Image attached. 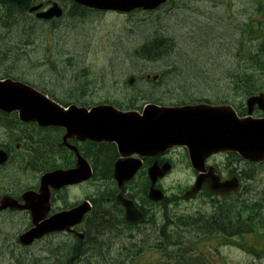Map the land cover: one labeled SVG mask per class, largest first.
Instances as JSON below:
<instances>
[{"label":"flooded vegetation","instance_id":"1","mask_svg":"<svg viewBox=\"0 0 264 264\" xmlns=\"http://www.w3.org/2000/svg\"><path fill=\"white\" fill-rule=\"evenodd\" d=\"M42 2L50 3L53 1L43 0ZM42 2L36 0V4ZM43 7L47 8V6ZM55 21L39 20L38 24H41L42 27L44 25L51 27ZM43 35L46 38L45 34ZM1 40L2 37L0 39V49H2L3 54H6L4 51L5 41ZM48 55H52V50H50L49 54L47 53ZM2 72L5 71L0 69V73ZM131 78L133 77H130L128 82ZM149 78H152L150 74L145 76L146 83L154 84L150 82ZM136 82L137 79H134L133 86ZM42 90L50 96H56L44 88ZM86 97L84 93H79L75 99L84 100ZM142 109L143 107L133 106L130 108L120 107L119 110L134 111L141 114ZM28 128L43 130L33 124L27 125L20 122L16 114L8 115L0 112V226L6 228V219L10 220L8 223L12 224L13 228L18 227L19 234L15 240L16 245L26 250L37 245L39 250L38 253H15L13 250L5 251V253L1 251L0 259L3 260V264H128L127 259L132 260L138 253L152 254L148 264H175L177 256L183 257L184 254L192 262L199 261L201 264L219 263L218 259L221 256L216 249L212 250V252L216 253H206L207 250H199V248L191 250L179 249L181 241L188 233L193 234L194 232L199 240L202 235L207 236L213 232L205 233L201 227L193 228L190 232L181 229L178 231H170L168 229L172 223L171 218L175 222L188 220L186 215L179 211V209H185L181 207L184 202L189 203L205 197L208 199L206 204H210L212 209H214L217 207L218 197H209L205 190H202L196 196L187 197L186 192L191 186L186 190H184L185 188L176 189V187L170 189L167 186V179L170 173L158 179L153 186L148 177V170L155 163L159 166L168 163L172 169L174 168L173 161H182L186 165L188 157L184 149L165 151L159 156L143 157L139 154L131 155L130 157L141 161V166L133 178L119 188L112 180L113 166L121 158L115 144H96L75 138L69 139L65 137V132L60 129H51L52 132L48 136L39 135L32 137L29 133L31 129ZM33 132L36 135L43 133L40 131ZM180 150L185 152V154L177 156L175 153ZM99 155L107 157L103 167L98 161ZM78 156L91 167L92 177L81 183L62 186L57 189L51 188L47 210L43 205V203L47 202L45 196L36 200L37 204L41 205L42 221L63 212L72 211L83 204L88 205L89 210L83 214L80 223L70 227L69 231L65 230L45 235L27 247L20 245L17 238L22 232L31 227V213L28 210L11 211L5 209L2 205L3 199L9 197L8 204H11L10 200H13L19 206H22L29 200V197H25V193L31 192V195L39 193L41 178L44 174L75 169ZM225 156H227L228 160L230 159L227 154H218L211 156L207 163L217 165L219 164L217 159ZM230 161L234 162L232 159ZM227 164L228 162L220 167L221 174L225 178H230L234 175V171ZM242 165L246 166V169L249 168L247 164L242 163ZM49 168L51 170H48ZM246 169L244 168V173ZM191 174V177H195L192 171ZM151 187L161 192L163 197L161 201L155 202L149 198ZM118 196L119 201L131 202L141 214L142 221L139 224L126 223L125 209L120 202H117ZM36 200H33V202ZM202 219L203 217L201 219L198 218L197 224H201ZM98 220L103 221V223L97 225ZM109 222L115 224L114 233H109V237H107V234H103L104 240L101 247L108 249L116 241H120L119 246L123 253L116 258L115 262L112 260L102 261V259L92 262V259L96 258H91L92 242L94 243L98 240V238L91 240L93 227L98 226L100 228ZM155 230L157 231L156 234H154ZM79 235H81V238ZM149 235H153V240L147 243L146 241L150 238ZM129 256L132 257L130 258Z\"/></svg>","mask_w":264,"mask_h":264},{"label":"rangeland","instance_id":"2","mask_svg":"<svg viewBox=\"0 0 264 264\" xmlns=\"http://www.w3.org/2000/svg\"><path fill=\"white\" fill-rule=\"evenodd\" d=\"M258 2L260 4L253 0H175L172 4L165 6L155 13H135L131 17L119 14H105L101 17L100 14L88 13L87 11L84 15L80 16L77 15L78 11L72 9V6H70L66 10L64 17L55 21L53 26L44 25L42 27L38 23L34 25L33 27L37 32V36L29 37V42L26 37L27 32H25L28 29L27 25L20 31L22 35L21 40L16 39V35H11L10 29H3L1 41H5L4 51L6 54L1 53L0 59L7 56L6 59L8 60L4 61L3 66H7L1 70H4L8 75L23 78L26 82L36 84L55 94L57 97L65 99H71L69 96H76L79 93H84L88 96L89 92L92 91V86L96 87V90L100 92H103L104 89L106 91L119 89L122 93L128 95V98L125 100L127 102L138 97L142 98L144 92H154L157 89L162 91V93H170L169 90L166 91L164 89L169 85L170 80H162L161 82L159 81L158 85H154V83L151 86L146 83L145 79L146 74H150V76L158 74L161 78V73L166 69L164 65L147 62V64L140 66L139 63H135L133 66L138 68H134L130 62L125 61L131 52H135L144 44L141 38L145 39L149 36L147 33L148 31L150 32L151 27L153 29L154 27L158 28L160 34L163 33L164 37L175 39L176 35L173 33L169 34L168 31L171 32L174 27L177 28L180 24L181 26L186 25V27L183 26L184 28H182L183 34L194 33L197 27L202 28V25L207 24L208 20H206L205 15H210L209 13L221 19L215 27L210 25L215 30L217 28L218 32L222 29L220 25L229 26L234 23L233 21L244 23L247 21V17L252 14L253 17L250 19L261 22L264 26V0H258ZM257 8L261 9L258 14ZM71 11L72 13L70 14ZM247 12L248 15L246 14ZM85 15H88L90 20H86V23L83 24L81 21ZM225 21L228 23H225ZM43 34L55 41L52 46L51 56H47L50 50L45 39L42 41ZM237 34H232V36L235 37ZM229 47L231 48L232 44ZM8 55H12L14 60ZM26 58H28L27 61ZM232 62V59H228V65L224 67L225 70L222 74H229ZM238 63H240L239 60ZM15 68L19 71L17 72ZM101 68L102 70H100ZM89 72L94 74L99 73L96 76H92ZM62 75L69 76V80L67 81L68 87L60 82L58 83V79ZM130 77L137 79L134 86L128 85ZM191 94H194V91ZM210 94L212 95L213 93ZM182 102L185 103L186 101ZM182 102L170 101L167 103L179 104ZM210 102L212 103V101ZM255 112V116L258 115ZM223 160L219 163H223ZM186 172L185 167L179 164L176 172L172 173L168 178L167 186L173 189L176 185L186 186L187 183L190 184L192 178L191 176L187 178L185 176ZM250 175L249 181L244 186L247 190V198L242 194L226 204L223 201H219L217 207L214 209H212L210 204L207 205L201 199L189 203L184 202L181 204V207L186 209L189 216H192L198 210H208V212L213 210L216 217L220 219L222 218L221 216L229 212L228 208L231 209L233 203L234 206H237L242 199H245L249 204L258 201V204L263 205L261 217L264 218V181L258 180L264 178V163L251 165ZM255 177L256 179L254 180ZM252 191H259L262 198L258 200L254 199L255 195L250 196V192ZM202 211L199 213L200 217H204ZM242 220L244 221V229L247 232L248 225L250 224L248 215H242ZM256 220L253 222H256ZM6 221V228L0 226V256L2 254L1 251L9 252L12 250L15 253H38L39 247L37 245L27 250L19 248L14 250L16 248L15 240L19 234L18 227L13 228L12 224L8 223L10 220L6 219ZM257 227L259 228L258 233L251 231L250 234H245L238 241L235 240L236 244L231 248L226 246L222 249L221 244H216L211 249H218V253H224L223 255L225 253H232L235 264H264V257H254L251 255L252 252L248 250V247H251L259 255L264 256V252L261 249L264 248V226L261 224L257 225ZM91 235H95V233L92 234L91 232ZM91 240H94L93 236H91ZM116 258L118 257L114 256L112 261L115 262ZM92 260V262H95L97 258ZM0 262L1 264L4 263L1 259ZM148 262L149 260L140 259L136 264H148ZM218 262V264H222V257L218 259Z\"/></svg>","mask_w":264,"mask_h":264},{"label":"water","instance_id":"3","mask_svg":"<svg viewBox=\"0 0 264 264\" xmlns=\"http://www.w3.org/2000/svg\"><path fill=\"white\" fill-rule=\"evenodd\" d=\"M32 1L0 0V5L27 11ZM166 1L74 0L78 5L121 13L136 9L154 10ZM35 10L37 8L31 9L30 12ZM54 16H60L55 7L46 13L38 14L37 18L50 19ZM255 106L264 112V95L253 96L247 100L245 118H238L231 107L204 104L181 108H159L150 105L142 117L133 113H119L109 107H100L91 112L72 107L64 112L27 86L11 81L0 82V110L18 111L22 121L36 122L40 126L62 127L67 131V138L116 142L123 156L144 154L147 151L155 153L157 148L162 152L163 149L174 146L186 147L192 167L198 173L195 186L189 194L199 191L202 186L210 193L221 196L238 190L236 178L221 182L220 177L215 175L214 168L204 167L205 160L213 154L233 152L252 163L264 160V118L250 117ZM136 169L131 160L118 161L114 179L118 182L128 180ZM168 170L165 166L160 170V176ZM78 176L81 174L58 172L43 177L41 195L47 197L48 187L75 182ZM153 194L157 195L159 192L155 191ZM159 199L160 197L155 196L156 201ZM129 205L130 203L125 204L127 209ZM129 217L127 210L126 220L131 222ZM66 218H70V214L66 215ZM48 227L53 228L51 224Z\"/></svg>","mask_w":264,"mask_h":264},{"label":"trees","instance_id":"4","mask_svg":"<svg viewBox=\"0 0 264 264\" xmlns=\"http://www.w3.org/2000/svg\"><path fill=\"white\" fill-rule=\"evenodd\" d=\"M72 9L78 11L77 15L82 16L85 14V11L77 6H73ZM260 10L261 9L257 8V14ZM71 13L72 11L70 14ZM209 14L210 15H205L206 17L204 16L206 20H208L207 24L202 25V28L197 27L194 33L189 32L188 34H183L182 28H184L183 26L186 27V25L181 26L180 24L177 28L174 27L171 32L168 31L169 34L173 33L176 35L175 39L166 36L164 37V34H160L158 28L154 27L153 29L150 26L152 30L150 29V32L148 31L147 34L149 36L145 39L143 37L141 38L143 39L144 44L135 52H131L130 56H128L125 61L130 62L131 66L134 68H138L133 66L135 63H139L140 66L147 64V62L161 63L164 65L166 69L162 72L160 82L161 80H170L169 85L164 88L166 91L169 90L170 93H162V91H159L158 89L154 92H144L142 98H136V102L144 99L164 102H227L244 99L245 97L260 92L264 93V26L261 22L247 19L244 23L233 21L234 23L229 26L220 25L222 29L218 32L217 28L215 30L210 25L215 27V25L219 24L221 19H218V16L216 18L212 13ZM86 20L88 19L82 18L81 22L84 24L86 23ZM20 21L24 24L20 23ZM35 22L34 19L12 9L5 10V12L2 11L0 14V27L2 31L3 29H10L11 35H16V39L18 40H21L22 35L20 31L26 25L28 26V29H26V31L23 29V31L27 32V39L35 35L37 36V32L33 27L34 25H37ZM225 23L228 22L225 21ZM71 30H73V28H71ZM232 34H237L235 36L236 38L233 37ZM43 40L44 35L42 37V41ZM231 44L232 47L230 48L229 46ZM1 53L2 49H0V54ZM8 56L14 60L12 55ZM6 58L7 56L0 59V69L7 66H3L4 61L8 60ZM228 59L233 60L232 68L229 71V74H222L225 70L224 67L228 65ZM27 60L28 58H26V61ZM235 60L237 61L235 62ZM238 60L240 63H238ZM13 62L12 64H14ZM16 69L17 68H15V70ZM64 76L62 75L61 78L58 79V83L60 82L67 86L69 76ZM75 78L77 79V77ZM93 87L94 86H92V91L89 93H92L94 90L98 95L103 94L106 97L114 98L116 101H125L128 98V95L122 93L119 89H112L109 91L104 89L103 92H100L99 90H96V87ZM192 91H194V94H191ZM210 93L213 94L211 95ZM75 97V95L69 96L71 99H75ZM128 102L132 103L134 100ZM78 104L84 106L89 105L88 103H85L83 99H79ZM106 159L107 157L105 156H98V161L101 164V167H103ZM250 176L251 175L248 174V177ZM249 179L245 182L249 181ZM255 179L256 177L254 180ZM258 180L263 182L264 178ZM246 192L247 190L244 188L238 196L243 194L244 197L247 198ZM251 195H255L256 198L254 196V199L257 200L262 198L259 191H252L250 192V196ZM258 203V201H255L249 204L245 199H242L237 206H234L233 203V207L231 209L228 208L229 212H225L226 214L221 216L222 218L220 219L216 217L213 210H210L209 212L208 210L202 211L204 217L201 224H197L196 222L197 220L195 218H199L198 216H191L189 218L190 220H179L178 222H175L174 219L171 218L172 223L168 229L170 231H178L181 229L190 232L193 228L197 229L198 227H201L205 233H214L213 241H218L223 245H235V240L242 238L245 234H250L251 231L258 233L259 228L257 225L262 224L264 226V218L261 217L263 205ZM244 214L248 215V220L250 222L248 225L249 228L247 227V232L244 229V221L242 220V215ZM255 219H257L256 222H253ZM249 222L245 223L248 224ZM102 223L103 221L98 220L96 224L98 225ZM93 229L92 234L95 233V235L91 236H93L94 240L96 238L99 240L94 243L92 242L93 248H91L90 251L91 258L96 257L98 260L102 259V261H110L114 256H120L122 253L119 248L120 241H116L117 244L115 242L108 249L101 247V240H103L104 237L103 234H113L115 224L109 222L107 225H103L100 228L94 226ZM156 232L157 231L155 230L154 234H156ZM153 235H149L150 238L146 241L147 243L153 240ZM202 241L205 242L206 239H203ZM194 242L195 241L193 240V243ZM253 255L258 257L259 253L255 252ZM175 264L201 263L199 261H190L186 258V254H184L183 257L177 256Z\"/></svg>","mask_w":264,"mask_h":264},{"label":"bare ground","instance_id":"5","mask_svg":"<svg viewBox=\"0 0 264 264\" xmlns=\"http://www.w3.org/2000/svg\"><path fill=\"white\" fill-rule=\"evenodd\" d=\"M72 8H73V6H72ZM80 9L83 10V11H85V10L82 9V8H80ZM85 12H86V11H85ZM85 12H84V13H85ZM143 13H146V14H147V13H149V12L144 11ZM63 17H64V16H63ZM57 20H60V19H56V21H57ZM199 21H200V20H199ZM35 23H38V22H35ZM0 29H1V27H0ZM1 32H2V29H1ZM1 35H2V34H1ZM153 42H154V41H153ZM72 46H73V45H72ZM57 68H58V67H57ZM77 72H78V71H77ZM52 75H53V74H52ZM161 76H162V73H161ZM50 77H51V76H50ZM57 77H58V76H57ZM64 77H65V76H64ZM151 77H152V76H151ZM158 77L160 78L159 75H158ZM172 78H173V77H172ZM55 81H56V80H55ZM95 82H96V81H95ZM55 83H56V82H55ZM62 88H63V87H62ZM30 167H31V166H30ZM179 249H180V250H184L181 246H179Z\"/></svg>","mask_w":264,"mask_h":264}]
</instances>
